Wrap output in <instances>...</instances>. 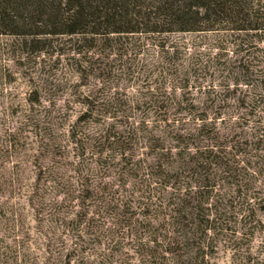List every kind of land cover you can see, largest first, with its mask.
<instances>
[{"label":"trees","instance_id":"16d2710c","mask_svg":"<svg viewBox=\"0 0 264 264\" xmlns=\"http://www.w3.org/2000/svg\"><path fill=\"white\" fill-rule=\"evenodd\" d=\"M224 22L264 26V0H0V33L73 35L90 48ZM166 114L155 130L129 115L117 125L123 115L90 104L80 120L102 126L82 130L75 175L36 178L45 186L26 197L37 235L27 227L25 242L14 226L10 264H212L221 242L233 258L264 264V249L260 261L252 256L250 161L219 144L223 118L201 114L190 129ZM142 139L146 157L138 152ZM85 159L94 166L85 169Z\"/></svg>","mask_w":264,"mask_h":264},{"label":"rangeland","instance_id":"374dc122","mask_svg":"<svg viewBox=\"0 0 264 264\" xmlns=\"http://www.w3.org/2000/svg\"><path fill=\"white\" fill-rule=\"evenodd\" d=\"M230 26L224 22L211 30L128 35L91 48L73 35L0 33V264H10L14 226L20 237L25 234V242L27 227L36 238V215L26 197L33 186L46 182L36 178L75 175L72 161L78 159L82 130L102 126L80 120L90 104L123 115L113 121L117 125L129 115L130 123L145 120L155 130L166 125V111L171 121L190 129L201 114L222 117L219 144L233 145V152L250 161L251 174L246 175L256 199L252 223L258 228L252 256L260 261L264 26ZM138 152L143 157L151 153L146 139ZM91 161L85 159L83 167L94 166ZM212 264L253 261L233 258L221 242Z\"/></svg>","mask_w":264,"mask_h":264}]
</instances>
